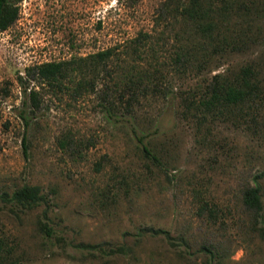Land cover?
I'll list each match as a JSON object with an SVG mask.
<instances>
[{
	"label": "rangeland",
	"instance_id": "obj_1",
	"mask_svg": "<svg viewBox=\"0 0 264 264\" xmlns=\"http://www.w3.org/2000/svg\"><path fill=\"white\" fill-rule=\"evenodd\" d=\"M161 1L20 0L17 19L0 30V190L25 182L37 184L44 195L22 212L0 208V233L18 264H205L201 244L211 249L212 264H264V174L262 230L245 225L239 201L240 187L264 170V112L197 126L180 113L178 97L195 78L173 80L176 93L137 110L156 159L142 154L127 126L104 120L95 93L72 99L46 89L30 113L23 155L16 73L43 60L110 46L139 30L158 32ZM242 1L239 6L250 13L239 11L235 18L238 24L246 20L254 41L215 68L254 60L264 76V0ZM201 72L209 74L207 68ZM66 133L72 141L62 147L57 139ZM193 189L215 202V220L204 210L198 213ZM37 220L47 224L49 235ZM141 226L164 228L174 240L182 236L188 251L160 235H136ZM118 245L126 251L109 250Z\"/></svg>",
	"mask_w": 264,
	"mask_h": 264
},
{
	"label": "trees",
	"instance_id": "obj_2",
	"mask_svg": "<svg viewBox=\"0 0 264 264\" xmlns=\"http://www.w3.org/2000/svg\"><path fill=\"white\" fill-rule=\"evenodd\" d=\"M19 2L0 0V30L8 28L17 19ZM238 3L244 2L162 0L156 21L163 22V27L158 32L139 30L134 36L104 48L25 66L22 74L15 75L21 91L17 113L23 126V155L27 156L30 113L39 106L43 89L55 97L66 94L72 99L95 93L104 120L110 125L127 126L140 148L136 146L149 159L156 158L138 124L137 110L143 103L166 99L176 93L173 92L175 79H197L178 96L182 107L180 113L189 116L197 126L203 120L222 116L239 118L248 115L255 119L260 111L264 112V76L259 64L248 60L235 68H215L230 54L244 50L254 41V33L248 32V23L244 24L246 20L242 19L238 24L235 18L239 11L241 15H248L250 9ZM243 24L245 28L240 26ZM213 60L218 63L207 66ZM204 68L208 69V75H202ZM71 141L68 133L57 139L62 147ZM263 174L264 170L254 173L250 182L239 189V201L247 216L245 225L252 231L262 230L259 225L263 220L259 178ZM192 194L198 213H204V210L207 218L215 220L218 211L215 202L204 191L193 189ZM43 201L44 195L37 184L24 182L10 190H0V208L6 207L13 213L31 209ZM37 221L38 228L49 235L47 224ZM144 234L160 235L168 244L176 245L179 251V247L188 251L185 238L178 236L174 240L164 228L139 227L136 235ZM77 246L86 249L95 244L79 243ZM200 248L206 255L205 264H212L211 249L204 244ZM109 250L125 252L126 248L118 245ZM0 264H18L1 233Z\"/></svg>",
	"mask_w": 264,
	"mask_h": 264
}]
</instances>
